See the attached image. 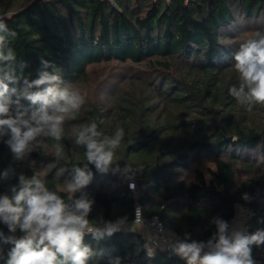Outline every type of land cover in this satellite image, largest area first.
<instances>
[{"label":"trees","instance_id":"1","mask_svg":"<svg viewBox=\"0 0 264 264\" xmlns=\"http://www.w3.org/2000/svg\"><path fill=\"white\" fill-rule=\"evenodd\" d=\"M0 17L17 33L9 46L21 79L36 78L41 57L53 62L70 86L85 78L89 66L130 68L126 87L85 103L72 121H95L106 135L123 127L116 154L121 167L143 166L136 193L118 175L89 166L93 179L85 191L95 200L89 220L127 217L124 230L111 237L97 242L85 236L93 251L102 252L89 264H109L115 257L121 264H185L162 250L146 254V238L127 227L134 224L135 204L144 217L157 215L180 238L189 233L206 241L216 230L212 218L230 224L236 207L249 212V233L264 230V106L246 111L228 91L238 86L233 54L264 29V0H5ZM62 143L66 159L55 158L50 141L48 149L16 160L0 141V172L16 173L0 180V194L10 195L20 174L31 177L37 170L46 187L61 189L73 168L85 162L70 133ZM206 157L212 167L205 173L198 167ZM194 164L191 178L184 177ZM239 169L248 174L243 181ZM245 193L249 201L242 199ZM0 231L11 235L3 224ZM3 247L6 254L11 246ZM252 255L264 264V245L253 246Z\"/></svg>","mask_w":264,"mask_h":264},{"label":"clouds","instance_id":"2","mask_svg":"<svg viewBox=\"0 0 264 264\" xmlns=\"http://www.w3.org/2000/svg\"><path fill=\"white\" fill-rule=\"evenodd\" d=\"M16 36L6 18L0 17V141L16 160L48 149L50 141L55 158L66 159L62 143L66 125L79 115L85 96L65 83L57 66L43 57L36 78H30V74L18 77L16 53L9 46ZM233 60L238 86L230 87L229 94L246 111L251 112L256 105L264 106V29L255 30L241 42ZM70 135L74 147L83 150L85 162L73 168L71 178L63 182L61 189L46 187L37 170L31 177L20 174L10 195L0 194V224L11 233L0 231V260L5 264H89L102 252L93 251L85 243L86 235L98 242L124 230L126 216L115 221L102 217L90 221L95 200L85 191L93 179L90 165L100 174L118 175L135 190V178L143 166L128 162L121 167L116 155L125 136L124 128L118 127L106 135L95 121H90L72 125ZM15 175L14 169L7 168L0 172V180L7 181ZM242 199L251 198L245 193ZM210 223L216 230L206 241L192 239L186 233L183 238L175 236L166 241L167 249L185 264H258L252 249L264 245V230L249 233L218 216ZM17 230L22 233L19 237L15 235ZM5 245L11 246L6 254ZM143 248L149 257L154 255L151 244L146 243ZM109 264H121V258H112Z\"/></svg>","mask_w":264,"mask_h":264},{"label":"rangeland","instance_id":"3","mask_svg":"<svg viewBox=\"0 0 264 264\" xmlns=\"http://www.w3.org/2000/svg\"><path fill=\"white\" fill-rule=\"evenodd\" d=\"M4 3L5 0H0V11L1 6H3ZM20 3H23V0H20ZM129 69L130 68L123 67L119 64H102L97 66H89L85 78L80 80L77 84L73 85L72 87H75L81 91V93L85 96V103H90V101H93L95 99H104L111 95L110 90L121 86L126 87V85L122 84L123 81L130 76V73H128ZM72 125H74L72 121H70L69 124L66 125V133H71ZM196 167H198V165H192L188 171L183 173V176L191 178V172ZM211 167L212 160L210 157H206L199 164L198 168L206 173L207 168ZM237 176L240 178L241 181H243L246 179L248 174L242 169H239L237 171ZM133 192L136 193V189ZM242 216V209L240 207H236V221L239 220ZM143 231L146 230L143 229Z\"/></svg>","mask_w":264,"mask_h":264},{"label":"built area","instance_id":"4","mask_svg":"<svg viewBox=\"0 0 264 264\" xmlns=\"http://www.w3.org/2000/svg\"><path fill=\"white\" fill-rule=\"evenodd\" d=\"M139 209V210H138ZM243 211V216L236 221V217L230 222V225L234 227H243L248 231L247 219L249 218V212L245 208H241ZM138 210V211H137ZM133 222L134 224L142 227L144 230L151 233L147 240V244H151L155 249L162 250L169 256H175L167 249L166 241L172 239L175 234L167 229L162 221L157 215H152L150 217H144L141 213L140 206L135 204L133 207Z\"/></svg>","mask_w":264,"mask_h":264},{"label":"crops","instance_id":"5","mask_svg":"<svg viewBox=\"0 0 264 264\" xmlns=\"http://www.w3.org/2000/svg\"><path fill=\"white\" fill-rule=\"evenodd\" d=\"M127 227L130 228L131 230H134V231H136V232L141 233V234L144 236V238H146V240H148V238H149L150 235H151L150 232H148V231H143L142 228H140L139 226H137V225H135V224H129V225H127ZM175 236H176V235H175ZM175 236H173V238H174Z\"/></svg>","mask_w":264,"mask_h":264}]
</instances>
